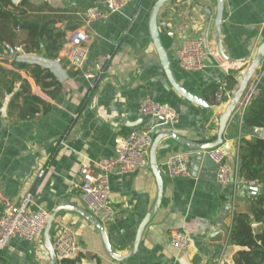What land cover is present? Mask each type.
<instances>
[{"label": "crops", "instance_id": "1", "mask_svg": "<svg viewBox=\"0 0 264 264\" xmlns=\"http://www.w3.org/2000/svg\"><path fill=\"white\" fill-rule=\"evenodd\" d=\"M157 1L132 0L121 12L86 24L83 14L91 8H104L103 0H28L24 17L29 22L49 23L53 34L65 35L64 44L75 31L88 33L89 60L77 70L66 63L50 65L45 48L36 52L33 63L49 67L56 78L57 84L44 90L29 70L14 66L15 56L9 60L8 52L0 54V67L10 72L7 79L13 81L12 73L20 77L14 85H8L12 92L0 85V190L14 203L31 192L35 197L33 211L43 209L50 214L57 207H84L82 165L93 168L99 160L113 158L116 141L133 131L157 129V119L141 114L145 98L177 110L179 122L171 131L197 142L216 138L219 118L227 104L216 103L215 90L229 75L238 79L264 43V0H223L220 33L214 27L216 0H172L160 10V36L175 81L210 108L180 96L167 78L149 31L150 14ZM16 33L17 44H24L27 31ZM186 38L205 40L208 57L204 70L189 73L179 67L176 51ZM106 56L110 59L99 75L95 64ZM87 73L95 78L88 79ZM256 76L264 77V61ZM23 80L28 82L30 93L49 106L48 112L42 109L33 118H21L11 109ZM23 101L20 99L18 105L23 106ZM257 138L264 139V127H248L237 111L224 134L231 151L226 162L234 177H238L240 142ZM162 145L169 147L158 153L165 177L164 197L133 257L124 262L112 260L100 234L88 221L73 211L59 213L53 239L58 222L72 226L83 247L77 264H234L239 251L230 242L234 215L248 212L257 195L241 184L220 185L218 167L205 153L191 151L170 139ZM177 153L186 154L189 177H169L165 163ZM40 170H44L41 178ZM110 191V203L117 215L104 226L114 250L125 256L157 199L150 165L133 175L111 177ZM253 227L257 233L261 230L258 224ZM177 231L188 233V249L172 247L171 236ZM0 264H49V256L43 240L29 244L15 238L0 254Z\"/></svg>", "mask_w": 264, "mask_h": 264}, {"label": "built area", "instance_id": "2", "mask_svg": "<svg viewBox=\"0 0 264 264\" xmlns=\"http://www.w3.org/2000/svg\"><path fill=\"white\" fill-rule=\"evenodd\" d=\"M131 2L132 0H103L104 8L88 9L83 14V21L89 24L102 20L108 15L121 12ZM89 41L90 35L88 33L82 30L75 31L64 44L60 56L52 60L47 59L48 63L50 65L54 63L58 66L66 63L71 68L83 69L89 60ZM205 44L203 38L183 39L176 51L179 67L189 73L204 70L206 68V58L208 57ZM13 50L17 62L38 65L33 63L32 55L26 54L22 46L18 45ZM109 59V56L101 57L96 62L95 71L99 75L103 72L104 64ZM86 77L94 79L95 75L87 73ZM261 79L262 77L259 76L254 78L239 104L238 111L242 114L247 110L249 103L259 96ZM232 93L233 90L230 89L228 81L223 80L214 95L216 103L219 106L226 105L230 101ZM140 111L143 117L158 120L156 128H174L180 118L174 107L157 103L150 98H145L141 102ZM150 133V130L133 131L127 137L116 141V154L113 158L101 159L95 163L93 168L86 164H83L80 168L84 207L103 225L114 221L117 215V211L110 203L111 177L133 175L150 165L149 149L153 143ZM204 153L217 165V181L220 185L241 184L249 190H262L261 185L257 182L245 181L232 175L231 167L226 162L227 153L222 147ZM165 166L170 178L190 176L187 156L184 153H177L169 157ZM43 175L44 170H40L38 177L41 178ZM34 204L35 197L31 192L25 193L20 201L14 203L0 190V254L10 246L15 238L29 244H35L42 240L50 214L43 209L33 211L32 206ZM55 232L53 244L58 264H61L64 260H76L83 251V247L72 226L65 222H58ZM171 245L177 250L188 249L190 246L188 233L186 231L173 233Z\"/></svg>", "mask_w": 264, "mask_h": 264}, {"label": "trees", "instance_id": "3", "mask_svg": "<svg viewBox=\"0 0 264 264\" xmlns=\"http://www.w3.org/2000/svg\"><path fill=\"white\" fill-rule=\"evenodd\" d=\"M28 0H22L18 6L11 0H0V54L5 51L10 52L20 45L28 55H35L36 52L45 48L47 58L52 60L58 56L65 42V35L53 34L49 23L40 21L29 22L24 17V7ZM16 30L27 31L28 38L24 44H17L18 35ZM47 37L48 40H44ZM43 44L44 47H41ZM7 56V55H6ZM15 60V59H14ZM16 61V60H15ZM18 69L29 70L32 77L38 85L44 90L56 85V78L49 69L42 68L39 65H29L23 62H14ZM10 72L0 67V85L2 84L7 92H12L8 88L9 84L14 85L20 80L19 75L12 73L13 81L8 80ZM231 90L238 84L233 75L226 77ZM11 85V86H12ZM218 90L216 88L215 92ZM260 94L252 100L250 106L243 114V122L252 128L264 127V77L259 83ZM22 99L23 106L18 105ZM49 106L39 97L30 93V86L26 80L22 81V90L15 94L11 104V109L18 112L21 118L35 117L43 109L48 112ZM238 177L245 181H255L262 187V192L257 194L254 202L249 206L248 212H236L234 223L230 233V242L238 247L239 251L234 258V264H264V139L257 138L253 140L243 139L239 145ZM254 224L260 226L257 233L253 227ZM76 260H64L61 264H77Z\"/></svg>", "mask_w": 264, "mask_h": 264}, {"label": "water", "instance_id": "4", "mask_svg": "<svg viewBox=\"0 0 264 264\" xmlns=\"http://www.w3.org/2000/svg\"><path fill=\"white\" fill-rule=\"evenodd\" d=\"M13 4H18L20 0H11ZM172 0H158L157 3L153 6L150 18H149V31L152 38V41L156 47L157 53L160 58L161 65L163 66V69L165 70V73L167 75V78L175 91L185 98L186 100L201 106L210 108L211 105L208 104L206 101H204L202 98L196 97L193 94L186 91L184 88H182L174 79L171 65H170V59L166 52V49L163 46L160 31H159V23H158V14L160 10L164 7L165 4L170 2ZM217 3V13H216V20H215V30L220 33L221 28V22L223 20V12H224V4L223 0H216ZM15 52L13 49H10L9 54L6 56L7 59L13 60L14 59ZM177 60V58H176ZM264 61V43L260 46V48L257 51L256 56L252 60V62L249 64V66L246 68V70L240 75L237 79L238 84L233 90L232 97L230 101L227 103L224 112L220 115L219 118V125L218 130L216 133V138L211 141L207 142H197L194 140H191L185 136H182L176 132L171 131L170 129L163 127V128H157L154 130H151L150 136L153 138V143L149 149V163L150 168L152 170V173L155 177L158 194L156 202L150 211V213L145 217L142 224L140 225L135 240L133 244V248L131 252L128 255H120L118 254L113 246L110 243L108 233L106 231L105 226L91 213L89 212L85 207L81 206H62L57 207L52 213H50L48 222L46 224L44 233H43V245L48 253L49 256V264H58V258L56 255L55 247L53 244V228L55 223L57 222L58 215L61 211H73L79 215H81L88 223L93 226L98 233L101 236L104 249L106 254L109 258H111L114 261L117 262H124L128 260L129 258L133 257L138 253L140 244L142 242L143 234L148 226V224L152 221L155 214L159 210L163 197H164V191H165V177L161 170L159 161H158V153L159 150L168 149L169 147L166 145H162V142L165 139H170L177 144L183 146L184 148H187L191 151H196L200 153H204L219 147H222L228 155L231 154L230 148L227 143H225L224 134L225 131L230 123V120L234 116L235 113L239 110V104L241 103L242 99L244 98L249 86L253 82L254 78L256 77L259 67ZM208 157V155H206ZM208 159H210L208 157ZM211 161V159H210ZM262 192L261 189H250L249 193L252 195H257Z\"/></svg>", "mask_w": 264, "mask_h": 264}, {"label": "rangeland", "instance_id": "5", "mask_svg": "<svg viewBox=\"0 0 264 264\" xmlns=\"http://www.w3.org/2000/svg\"><path fill=\"white\" fill-rule=\"evenodd\" d=\"M248 66H249V65H248ZM248 66H247V67H248ZM247 67H246V68H247ZM246 68L244 69V71L246 70Z\"/></svg>", "mask_w": 264, "mask_h": 264}]
</instances>
